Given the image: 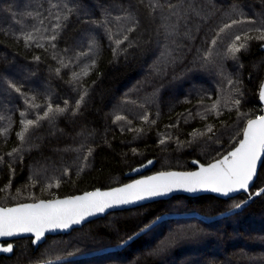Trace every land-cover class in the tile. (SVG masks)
<instances>
[{"label":"trees","instance_id":"trees-1","mask_svg":"<svg viewBox=\"0 0 264 264\" xmlns=\"http://www.w3.org/2000/svg\"><path fill=\"white\" fill-rule=\"evenodd\" d=\"M263 77L264 0H0V205L219 158L261 113ZM12 243L0 264H264V158L249 194Z\"/></svg>","mask_w":264,"mask_h":264},{"label":"water","instance_id":"water-1","mask_svg":"<svg viewBox=\"0 0 264 264\" xmlns=\"http://www.w3.org/2000/svg\"><path fill=\"white\" fill-rule=\"evenodd\" d=\"M261 113L247 120L237 144L208 163L190 160L191 169L151 170L149 159L128 171L131 179L108 188L73 195L0 205V256H11L13 239L31 238L36 250L47 236L67 234L115 210L144 205L176 195H213L221 199L249 194L264 158V77L258 89Z\"/></svg>","mask_w":264,"mask_h":264},{"label":"rangeland","instance_id":"rangeland-1","mask_svg":"<svg viewBox=\"0 0 264 264\" xmlns=\"http://www.w3.org/2000/svg\"><path fill=\"white\" fill-rule=\"evenodd\" d=\"M19 6V5H18ZM48 264V261H39V262H35V263H33V264Z\"/></svg>","mask_w":264,"mask_h":264},{"label":"built area","instance_id":"built-area-1","mask_svg":"<svg viewBox=\"0 0 264 264\" xmlns=\"http://www.w3.org/2000/svg\"><path fill=\"white\" fill-rule=\"evenodd\" d=\"M39 264V263H38Z\"/></svg>","mask_w":264,"mask_h":264}]
</instances>
